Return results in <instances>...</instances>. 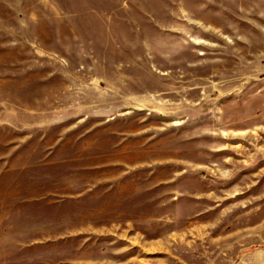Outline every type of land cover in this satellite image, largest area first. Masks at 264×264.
<instances>
[{
    "label": "rangeland",
    "instance_id": "rangeland-1",
    "mask_svg": "<svg viewBox=\"0 0 264 264\" xmlns=\"http://www.w3.org/2000/svg\"><path fill=\"white\" fill-rule=\"evenodd\" d=\"M0 264H264V0H0Z\"/></svg>",
    "mask_w": 264,
    "mask_h": 264
}]
</instances>
